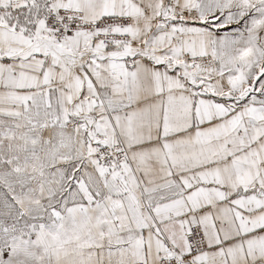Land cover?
Listing matches in <instances>:
<instances>
[{
	"label": "snow or ice",
	"instance_id": "1",
	"mask_svg": "<svg viewBox=\"0 0 264 264\" xmlns=\"http://www.w3.org/2000/svg\"><path fill=\"white\" fill-rule=\"evenodd\" d=\"M0 264H264V0H0Z\"/></svg>",
	"mask_w": 264,
	"mask_h": 264
}]
</instances>
